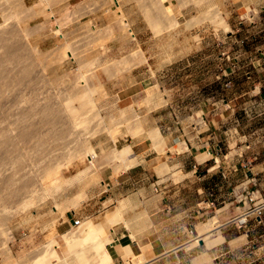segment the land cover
<instances>
[{
	"label": "rangeland",
	"instance_id": "374dc122",
	"mask_svg": "<svg viewBox=\"0 0 264 264\" xmlns=\"http://www.w3.org/2000/svg\"><path fill=\"white\" fill-rule=\"evenodd\" d=\"M51 1L48 6L43 0H0V25L10 19L5 24L17 27L16 42L30 45L33 51L26 52L24 46L16 62L6 61L3 65L8 68L4 70L6 75L14 73L10 75L14 77L12 81L16 76L20 79L18 76L25 70L32 73L24 83H13L11 88L15 90L16 101L22 102H18L21 107L30 106L27 109L31 110L32 118L23 116L22 123L26 120L28 123L22 127L33 126L32 130L30 126L25 130L37 136L27 141L21 137V144L12 145L15 140L7 136L6 130L11 128L10 121H14L11 126L17 122L13 112L16 107L10 104L13 97L9 103L13 108L8 104L2 110L3 113L10 108L15 116L10 114V109L6 113L9 111L13 119L2 117L6 113L2 114L0 107V134L4 135L0 138L9 137L5 143H8L7 149H0L5 162L0 163L3 189L0 188V196L2 201L10 196L14 200L0 203V264H32L52 239L57 241L59 247L55 248L62 259L68 258L61 235L77 230L73 228L74 219L82 220L80 226L107 219L105 216L123 200L119 198L121 189L110 191L109 187L113 188L118 176L135 167L131 179L124 180L129 181L124 185L125 192L136 194L135 205H125L122 220L105 232V241L113 243V231L120 226L130 229L136 224L144 228L146 217L141 203L150 195V184L158 180L145 164L139 166L142 160L134 155L130 142L143 140L146 133L164 158L168 152L172 155L182 151L180 144L187 142L200 149V163L213 154L217 177L223 178L221 169L227 176L230 174L231 184L222 191L220 177L216 180L218 214L214 217L219 219L220 226L264 199V182L257 181L264 175V0H165L177 25H168L165 19V24L153 25L148 17L155 18L154 0ZM118 5L130 21L133 37L119 20ZM212 15L227 25L216 24ZM40 25L42 32L36 30ZM57 25L62 29L59 34L55 33ZM84 87L94 90L93 103L73 102L72 96L85 91ZM121 96L132 98L121 102ZM68 103L81 116L77 122L81 121L83 126L74 129V135L62 149L57 136L62 126L73 122L69 111L68 116L64 115V110L68 113L64 108ZM43 109L51 111L50 118L43 116ZM158 129L164 138L162 147L157 146L150 134ZM167 138L171 139L169 145ZM125 148L133 157L124 166L117 160V151ZM90 149L97 154L93 162L87 155ZM15 160L19 168H15ZM163 166L175 181L180 180L178 174L171 173L174 169L171 163L165 162ZM50 167L54 172L57 168L56 174L60 173L62 179ZM51 174L58 179L53 182L55 186L50 180ZM25 178L31 180L29 185ZM5 182L8 186L2 187ZM19 184L23 190L17 189ZM12 189L23 191L24 195L18 197V193L14 199L8 195ZM30 199L33 202L23 208ZM57 205L61 206L60 210L54 209ZM127 209L137 210L141 216L131 223L126 218ZM260 218L252 216L245 228L231 223L203 245L194 239L187 253L180 254L179 264H264V212ZM131 238L140 242L135 233ZM195 240L198 243L194 244ZM194 247H199L195 250L199 253H192ZM131 258L129 262L134 264ZM127 262L125 258L120 264ZM68 264L76 263L71 259Z\"/></svg>",
	"mask_w": 264,
	"mask_h": 264
},
{
	"label": "crops",
	"instance_id": "0c3cea01",
	"mask_svg": "<svg viewBox=\"0 0 264 264\" xmlns=\"http://www.w3.org/2000/svg\"><path fill=\"white\" fill-rule=\"evenodd\" d=\"M121 98L120 101L122 102L123 100L132 98V96H126V99L121 96ZM158 131L163 142V134L160 129ZM144 136L143 140L139 142L131 140L130 143L134 155L142 160L139 166L145 164L150 174L158 180L150 184L148 187L150 195L145 197L141 203L144 205L143 211L146 217V225L142 228L140 225L133 224L130 229L120 226L117 230L113 231V243L107 244L105 236L102 237V241L107 248L109 245L108 250L112 256L113 263L120 264L127 258L128 263L131 264L129 260L132 261L131 257H133L135 260L134 264H179L180 254L183 256L187 253L190 243L194 241L196 235L200 240L204 236L209 235V240L211 241L213 240L211 236L218 235L220 232L222 233V231L230 226L229 224H235V219L226 220L220 226L219 219L214 217V215L218 214L215 207L216 202H218V184L216 180L220 176H216V161L213 154L207 152L209 155L211 154V158L200 163L202 160L200 159V149L195 148L190 143L184 142L180 144L183 149L182 151H177L172 155L166 151L168 155L167 158H164L163 154H160L156 150V146L148 137V133ZM167 140L169 145L171 139L167 138ZM157 146L159 147L158 143ZM202 147L204 148V144ZM165 162L172 164L174 169H172L171 173L178 174L180 180L175 181L173 177L169 176L170 173L166 172L163 166ZM135 168L130 169L129 173L125 172L118 176L116 179L117 184L113 188L109 187L110 191L121 189L119 191L121 193L119 198L123 199L118 207L115 206L117 208L114 211L105 216L108 217L107 219L113 225L122 220V211L124 213L123 209L125 205H129L130 207L135 205L134 198H136V194H132L129 191L126 193L124 190V185L129 182L124 180L126 178L131 179L132 171ZM202 169L205 171H202ZM221 172L223 173V178L220 177V185L222 186L220 190L222 191L227 184H231L229 181L231 176L230 174L227 176L228 174L224 172V169H221ZM257 181L264 182V175L257 179ZM223 203L227 205L226 202ZM127 210L128 214L126 218L131 219V223L135 222V217L141 216L136 212L137 210ZM212 216L214 218L206 223L213 226L212 230L205 234L200 233L199 235L198 226L202 221ZM123 217L125 219V216ZM201 227L202 225L199 226V231ZM142 229L144 232H141ZM190 230L194 232L193 235L190 234ZM132 233H135L140 242L134 241L131 238ZM170 238H173L172 242L169 241ZM199 247L201 248V246ZM199 247H194L192 253H199L195 252Z\"/></svg>",
	"mask_w": 264,
	"mask_h": 264
},
{
	"label": "bare ground",
	"instance_id": "6f19581e",
	"mask_svg": "<svg viewBox=\"0 0 264 264\" xmlns=\"http://www.w3.org/2000/svg\"><path fill=\"white\" fill-rule=\"evenodd\" d=\"M40 1V0H39ZM51 0H43V2L42 3H44L45 5H50V3L52 2H50ZM112 2V1H111ZM142 2V1H141ZM198 2H202V0H198ZM52 4H53V2H52ZM101 4V3H100ZM153 4L155 5V8H153L152 10L153 11H155V13H153V15H155V18H153L152 16L150 17H148V19L149 20H151L152 21V23H153V25H161L162 24V22H163V24H165L164 23V21L168 24V25H177V23L175 22V20L172 18V16H171V13H170V10H169V4L167 3V1H165V0H154V2H153ZM201 4V3H200ZM117 5V4H116ZM121 6V5H120ZM17 7V6H16ZM118 7H119V5H118ZM123 7V6H122ZM49 8V7H48ZM143 8V7H142ZM9 10V9H8ZM33 10V9H32ZM51 10V9H50ZM119 10L120 11H118V14H119V20L123 23V25H124V28H125V26H127L128 27V30L127 31H129V34L133 37L134 35H133V31H132V29L130 28V21H128L127 19H126V17L124 16V14H123V10L121 11V8L119 7ZM147 10L148 9H146L145 11L147 12ZM10 12V11H9ZM31 12V11H30ZM51 12V11H50ZM217 12V11H216ZM35 13V12H34ZM149 13H150V11H149ZM218 13V12H217ZM50 14V13H49ZM26 15H28V17H29V14H26ZM34 15V14H33ZM36 15V14H35ZM53 15V14H52ZM152 15V14H151ZM148 16V15H147ZM218 16V15H217ZM5 17V16H4ZM76 18V17H75ZM151 18V19H150ZM212 18H213V20L216 22V24H219V25H227L226 24V22H224L220 17H216V16H214V15H212ZM3 19H5V18H3ZM15 19V18H14ZM22 19V18H21ZM165 19V20H164ZM6 20H8V21H10V19H6ZM6 20L4 21L5 23H6ZM67 20V19H66ZM69 21V20H68ZM5 23H3V24H1L0 25V107H1V113H2V110H4L3 109V106L5 105H7L6 107H8V104L11 102L10 101V98L11 97H13L11 100H12V103H10V104H13L12 106L14 107H16V111H13L14 112V114L18 117H14L15 115H13V113L11 112V109H10V114L12 113V116L14 117V119L15 120H17V122L15 123V125H13L14 124V121H10V129L9 128H7L9 131H7L6 130V132H7V136H9L10 137V139L12 138L13 140H17L18 139V141L17 142H13V143H11V142H9V145H10V143L13 145V144H19L20 143V141H21V137L25 140V141H27L28 139H32V138H34L35 136H33L31 133H34L33 131H30L29 132V130L28 131H26L25 129L26 128H28L29 129V126H28V124H26V127L25 128H23L22 127V124L24 123V125H25V123H26V121H27V123H28V120H26L25 122H23L22 123V118H25L26 116L25 115H27L29 118H32V116H30L31 114V110H29V109H27V108H29V107H27V108H25L24 109V107H21V104H22V102H20V101H16V95H15V90L14 89H12L11 87H12V85H13V83H16V85L18 84L19 85V83L21 84V82L22 83H24L27 79H29V78H27V76L29 75V74H32V73H25V71H27V70H25L23 73H21L20 74V76H18L20 79H18L17 78V76H16V78H17V80L18 81H16V78H15V81H12L11 80V76L10 75H13V74H7L6 75V73H5V71L8 69V68H5L4 67V65L3 64H5L4 62H8V63H10V64H12V62H16L19 58L17 57V54L19 55V52L21 51V50H24L23 48H24V46H25V48L27 49L26 50V52L29 50V52H33L32 51V49L30 48V45L28 46V44L26 45H24V43L23 42H16V41H18V40H15V39H17L18 38V33H17V27H12L11 25L9 26V25H7V24H5ZM8 23V22H7ZM8 24H10V23H8ZM15 24V23H14ZM53 24H55V23H53ZM52 24V25H53ZM41 26V25H40ZM40 26H38L37 28H36V30L37 31H40L41 30V32H42V26L40 27ZM60 27H61V25H59ZM58 25L56 26L57 27V29L55 30V33H58L60 30H62V29H60V27H59ZM44 27V26H43ZM155 27H157V26H155ZM45 29V28H44ZM59 34V33H58ZM113 34V33H112ZM57 36V35H56ZM62 36H63V34H62ZM25 38V37H24ZM19 39V38H18ZM22 39V38H21ZM135 39V38H134ZM133 40V39H132ZM23 41V40H22ZM16 42V43H15ZM22 43H23V45H22ZM92 43V42H91ZM78 44V43H77ZM138 44V43H137ZM70 46V45H69ZM81 46V45H80ZM67 48V47H66ZM31 49V50H30ZM69 50H70V48H68ZM72 49V48H71ZM81 49V48H80ZM88 49V48H87ZM92 50V49H91ZM37 51V50H36ZM68 51V50H67ZM73 51V50H72ZM22 52V51H21ZM85 52V51H84ZM67 53V52H66ZM78 53H79V50H78ZM69 54V53H68ZM71 54V53H70ZM69 54V55H70ZM82 54V53H81ZM26 56V55H25ZM71 56V55H70ZM18 58V59H17ZM28 58V57H27ZM72 58H73V55H72ZM23 60V59H22ZM20 61V60H19ZM23 62V61H22ZM44 62V61H43ZM90 63V62H89ZM21 64V63H20ZM88 64V63H87ZM17 66V65H16ZM21 67V66H20ZM87 67V66H86ZM18 68V67H17ZM24 68V67H23ZM107 69V68H106ZM5 70V71H4ZM23 70V69H22ZM9 71V70H8ZM80 71V70H79ZM10 72V71H9ZM28 72V71H27ZM34 75V74H33ZM36 76V75H35ZM83 76V75H82ZM30 77V76H29ZM14 78V77H13ZM12 78V79H13ZM27 78V79H26ZM30 78H32V77H30ZM85 78V77H84ZM39 79V78H38ZM23 80H24V82H23ZM84 80H86V79H84ZM83 80V81H84ZM30 81V80H29ZM40 81V80H39ZM45 81V80H44ZM82 81V82H83ZM33 82V81H32ZM80 82V81H79ZM27 83V82H26ZM52 83V82H51ZM70 83V82H69ZM87 83V82H86ZM79 84V83H78ZM84 84V83H83ZM82 83H81V85H83ZM31 85V84H30ZM77 86V85H76ZM84 86V85H83ZM86 86V85H85ZM19 87V86H18ZM34 87V86H33ZM33 87H32V89H33ZM47 87V86H46ZM13 88H14V86H13ZM89 88V87H88ZM14 90V93H13V91L12 90ZM84 89H85V87H84ZM87 89V88H86ZM85 89V91H82V92H80V93H76V94H72L73 96H72V99H73V102H74V100L75 101H87L88 102V100H89V102L91 101L92 102V97L95 95V93H94V95H92L93 94V91L90 89V90H86ZM35 90V89H34ZM72 91V90H71ZM75 91V90H74ZM74 91H73V93H74ZM77 91V90H76ZM75 91V92H76ZM96 91V90H95ZM39 93V92H38ZM33 94H35V93H33ZM70 94V93H69ZM47 96V95H46ZM68 96V95H67ZM71 96V95H70ZM50 97V96H49ZM33 98V97H32ZM53 99V98H52ZM51 99V100H52ZM72 99H71V101H72ZM13 100H15V101H13ZM23 100H24V98H23ZM22 100V101H23ZM30 100V99H29ZM35 100H37V99H35ZM28 101V100H27ZM39 101V100H38ZM46 101H47V99H46ZM21 103V104H19V103ZM36 102V101H35ZM64 102V101H63ZM67 102H69V101H67ZM41 103V102H40ZM93 103V102H92ZM9 104V106H11ZM36 104V103H35ZM49 104V103H48ZM53 104V103H52ZM69 104V106L67 105L66 107H64L65 109H68L67 110V112L69 111L70 112V116H71V118H72V123L71 122H69V123H71L72 125H66L67 127H63L62 126V128H61V131H60V134L57 136V140H58V146L60 147V148H62V149H64L67 145H68V140H69V137L72 135H74V133H72V132H74V129L76 128H79V125H80V127L81 126H83L82 125V122L80 121V123H79V121L77 122V118H78V116L79 115H77V111L75 112V107H73L74 109H71L70 107V103H68ZM26 105V104H25ZM38 105V104H37ZM54 105V104H53ZM71 105H72V102H71ZM5 106H4V108H5ZM11 106V108H13ZM48 107V106H47ZM46 107V108H47ZM95 107V106H94ZM41 108H42V106H41ZM50 108V107H49ZM56 108V107H55ZM7 110H9L8 108H6ZM5 109V110H6ZM31 109V108H30ZM45 109V108H44ZM43 109V110H44ZM96 109V108H95ZM6 110V111H7ZM60 110V109H59ZM92 110V109H91ZM6 111H3V113L5 112L6 113ZM33 111V110H32ZM65 111V113H64V115L65 114H67L66 116H68L69 115V112L68 113H66V110H64ZM89 111V110H88ZM87 111V112H88ZM23 112H25L26 114H24ZM53 112V111H52ZM59 112V111H58ZM130 112V111H129ZM2 113V114H3ZM4 113V114H5ZM50 113H51V111L49 112V110L48 109H46V110H44L43 111V116H46V117H49L50 118ZM2 114H0V115H2ZM7 114V115H6ZM5 115H2V117L4 116V118H6V117H8L9 115V111L6 113ZM32 114H34V113H32ZM45 114V115H44ZM63 114V113H62ZM61 114V115H62ZM80 114V113H79ZM85 114V113H84ZM6 116V117H5ZM12 116L10 117V118H12ZM23 116H25V117H23ZM54 115H52L51 117H53ZM69 116V117H70ZM1 117V116H0ZM8 117V118H9ZM27 117V118H28ZM34 117H36V115H34ZM79 117H81V116H79ZM53 118H55V117H53ZM52 118V119H53ZM85 118V117H84ZM95 118V117H94ZM97 118V117H96ZM13 119V118H12ZM34 119V118H33ZM48 119V118H47ZM8 120H10V119H8ZM69 120V119H68ZM82 120V119H81ZM31 122H32V119L30 120ZM47 121V120H46ZM50 121V120H49ZM6 122H8V121H6ZM41 122V121H40ZM50 122H52V121H50ZM54 122V121H53ZM52 122V123H53ZM11 123H13L12 124V126H15L14 128H12V126H11ZM59 123V122H58ZM57 123V124H58ZM31 124V123H30ZM32 124H33V122H32ZM31 124V125H32ZM40 124V123H39ZM56 124V123H55ZM56 124V125H57ZM86 124V123H85ZM35 125V124H34ZM49 126H50V124H48ZM28 126V127H27ZM36 126V125H35ZM34 126V127H35ZM33 128V126H30V128ZM47 127V126H46ZM32 128H31V130H32ZM35 128H37V126L35 127ZM53 128V127H52ZM99 128V127H98ZM39 129V128H38ZM84 129H85V125H84ZM35 131H36V133H37V130L35 129ZM39 132V131H38ZM52 132H54V131H52ZM80 132V131H79ZM2 133H4V132H2ZM56 133V132H55ZM93 133V132H92ZM76 134V133H75ZM80 134V133H79ZM151 138L153 139V140H155L157 143H158V145H159V147H162L163 146V142H162V140H161V137H160V135H159V131L158 130H153L151 133ZM3 135V134H2ZM2 135L0 134V137L2 138ZM31 135L33 136V137H31ZM97 135V134H96ZM4 136V135H3ZM5 136H6V133H5ZM6 136V137H7ZM12 136H15L14 138L12 137ZM9 137H7V138H9ZM37 137V136H36ZM1 138H0V144L1 145H3V146H1L0 145V149H1V147H3V148H6L7 149V144H5L6 142H8L7 141V138H3L2 140H1ZM71 138V137H70ZM79 138V137H78ZM115 138V137H114ZM10 139H8V140H10ZM20 139V140H19ZM13 140H10V141H13ZM52 140V139H51ZM55 140V139H54ZM57 140H56V142H57ZM21 142H23V141H21ZM42 142H44V141H42ZM55 142V141H54ZM15 144V145H16ZM21 144V143H20ZM22 144H24V143H22ZM26 144V143H25ZM46 144V143H45ZM45 144H42V145H45ZM57 144V143H56ZM11 146V145H10ZM9 146V147H10ZM50 147V146H49ZM2 148V149H3ZM130 148V147H129ZM131 149V148H130ZM3 151V150H2ZM1 150H0V153L2 152ZM4 152H7V151H5L4 150ZM116 152V151H115ZM79 153V152H78ZM70 154H73V152L72 153H70ZM77 155V154H76ZM75 155V157H77ZM87 155H88V157H90V158H88L89 160H91L92 162L94 161V159L97 157V154H96V152L94 151V150H91L90 149V151H88V153H87ZM1 156L2 155H0V158H1ZM78 156H80V154H78ZM82 156V155H81ZM80 156V157H81ZM79 157V158H80ZM131 157H133L132 156V154H131V151L127 148H125V149H123V150H118L117 151V160L119 161V162H121V164L122 165H127V163L128 162H130V159H131ZM2 160L0 159V163H3L4 162V157L2 156ZM18 159V158H17ZM78 159V158H77ZM134 159V158H133ZM136 159V158H135ZM22 160V159H21ZM76 159H74V161H75ZM82 160V159H81ZM3 161V162H2ZM6 161V160H5ZM11 161V160H10ZM18 161V163L20 162L19 161V159L17 160ZM17 161L15 160V162L17 163ZM84 161L86 162V160L84 159ZM90 161V162H91ZM76 162V161H75ZM83 162V161H82ZM5 163V162H4ZM15 163V164H16ZM18 163H17V165H14L15 166V168H16V166H18ZM84 163V162H83ZM135 163H137V162H135ZM134 163V164H135ZM12 164V163H11ZM2 165H4V164H2ZM75 165V164H74ZM83 165V164H82ZM91 165H93V164H91ZM5 166V165H4ZM20 166H22L21 165V162H20ZM20 166H18L17 168H19ZM51 166V165H50ZM89 166H90V163H89ZM118 166V165H117ZM3 167V166H2ZM53 167V166H52ZM79 167H81V165L79 166ZM78 167V168H79ZM83 168H84V166H82ZM88 167V166H87ZM90 167H92V166H90ZM51 168V167H50ZM52 169V172L53 173H55L56 174V171H57V168H56V170H55V172L53 171V168H51ZM77 169V168H76ZM82 169V168H81ZM88 169V168H87ZM92 169V168H91ZM98 170V169H97ZM0 171H1V169H0ZM84 171V170H83ZM86 171V170H85ZM51 172V173H52ZM59 172V171H58ZM57 172V173H58ZM82 172V171H81ZM80 172V173H81ZM96 172V171H95ZM47 173V172H46ZM49 174V173H48ZM47 174V175H48ZM54 174V175H55ZM83 174V173H82ZM52 175V174H51ZM54 175H52L51 176V178H50V175H49V178H50V180H51V182H52V184H53V182H55V180L58 178L59 179V176L61 177V175H60V173H58V174H56V175H58L57 176V178L55 179V177H54ZM81 175V174H80ZM45 176V175H44ZM92 176V175H91ZM0 177H1V174H0ZM88 177V176H87ZM3 178V177H2ZM23 178V177H22ZM79 178V177H78ZM4 179V178H3ZM7 179V181H8V178H6ZM10 179V178H9ZM24 179V178H23ZM26 179V178H25ZM53 179V180H52ZM58 179L56 180V181H58ZM60 179H62V177L60 178ZM59 179V180H60ZM27 180V179H26ZM1 181H2V179L0 180V184H1ZM5 181V180H4ZM6 181V182H7ZM22 181V180H21ZM30 179L29 180H27L26 181V183H28V185H29V183H30ZM5 182V183H6ZM10 182H11V180H10ZM9 182V184H12V182L10 183ZM14 182V181H13ZM24 182H25V180H24ZM60 182V181H59ZM20 183H23V181L22 182H20ZM57 183V182H56ZM51 184V185H52ZM8 186V183H6V184H4L3 183V185H2V187L4 186V187H7ZM15 185V184H14ZM25 185H27V184H25ZM27 185V186H28ZM54 186H55V184H53ZM20 186H22V184H19V188H17V187H14V188H17V189H20ZM27 186H24V187H27ZM50 186V185H49ZM23 187V186H22ZM22 187H21V189H22ZM59 187V186H58ZM1 188V187H0ZM29 188V187H28ZM48 188V187H47ZM2 189V188H1ZM20 189V190H21ZM27 189V188H26ZM3 190V189H2ZM6 190V189H5ZM23 190V189H22ZM57 190V189H56ZM1 191V190H0ZM10 191H11V189H10ZM12 191L13 192H9L8 193V195L10 196V195H12V197L13 196H16L17 197V195L16 194H18L19 193V195H18V197L20 196V194H21V196L22 195H24V193H21V192H23V191H17V190H13L12 189ZM25 191V190H24ZM26 191H28V190H26ZM25 191V192H26ZM6 192V191H5ZM4 192V193H5ZM26 193H28V192H26ZM6 196H7V194H6ZM5 196V197H6ZM32 197V196H31ZM2 197L0 196V203L1 202H4V200H8L9 199V197L8 198H6V199H4L3 198V201H2V199H1ZM14 198V197H13ZM21 198V197H20ZM34 198H36V197H34ZM46 198V197H45ZM49 198V197H48ZM10 199L12 200V202L14 201L12 198H11V196H10ZM10 199H9V201H10ZM15 199V198H14ZM16 199H19V198H16ZM33 199V198H32ZM32 199H30V201H27V202H25L24 204H23V208H25V207H27V206H25V205H27V203L29 204V203H32L33 201H32ZM6 200V201H7ZM33 200H35V199H33ZM16 201V200H15ZM19 203V201H16V203ZM5 203V202H4ZM9 203V202H8ZM15 202H14V204H16ZM17 203V204H18ZM1 205V204H0ZM21 205V204H20ZM72 205H74V204H72ZM16 206H18V205H16ZM25 206V207H24ZM28 207H29V205H28ZM17 208H19L20 209V206L19 207H17ZM10 209V208H9ZM54 209H57V210H60L61 209V206H59V205H57V208H54ZM121 211V210H120ZM3 212V211H2ZM4 212H5V210H4ZM7 212V211H6ZM6 212H5V214H6ZM9 213H12V212H9ZM8 216V215H7ZM11 217V216H10ZM76 220H78V219H76ZM80 221V224H79V226L78 227H73V228H77V230L75 231H71L70 233H67V234H65V235H61V240L64 242V246H66V248H67V251H68V254H69V257L68 258H65V259H62V257H61V255H60V253L56 250L57 248H55V247H59V246H57L56 244H58L57 243V241H55V240H50L49 242H48V244L44 247V250H42L43 252L42 253H40V255H38V257L34 260L33 259V262H32V264H55L54 263V261H57V263L56 264H68L69 263V261H71V259L76 263V264H114L113 263V259H112V256H111V254H110V252H109V250H108V248H106L105 247V245H104V243H103V241H102V237L105 235V232L110 228V227H112L113 226V224L108 220V219H105V220H103V221H101V222H98V223H90L89 222V224H84V225H82V226H80L81 225V223H82V220L81 219H79ZM1 222H4V221H1ZM0 225H1V223H0ZM127 225V224H126ZM212 228H213V226L211 225V224H206V225H202V227H201V229H200V233H202V234H205V233H208L210 230H212ZM6 230V229H5ZM4 231V230H3ZM4 235V234H3ZM210 238V236L209 235H206V236H204V238H201V241H205L206 242V240L207 239H209ZM60 240V239H59ZM199 241H200V239H199ZM195 243H198V240L197 241H195ZM63 245V244H62ZM127 247V246H126ZM64 249V248H63ZM126 252V251H125ZM132 252V251H131ZM140 256V255H139ZM142 257V256H141ZM143 257H145V256H143ZM144 261V260H143ZM31 264V263H30ZM126 264H128V262L126 263Z\"/></svg>",
	"mask_w": 264,
	"mask_h": 264
},
{
	"label": "built area",
	"instance_id": "2783aa9c",
	"mask_svg": "<svg viewBox=\"0 0 264 264\" xmlns=\"http://www.w3.org/2000/svg\"><path fill=\"white\" fill-rule=\"evenodd\" d=\"M263 212H264V199H262V201L259 202V203L258 202L254 203V207H252L249 210L245 211L243 213V215H241L240 217L236 218L234 220V223L239 228H245L246 225L248 224V222L251 220L252 216H256L258 219H261L260 216L263 214ZM79 221H80L79 219L78 220L74 219V226L75 227L79 226V224H80ZM190 234L193 235L194 232L192 230H190ZM194 239H199V238L196 235V237Z\"/></svg>",
	"mask_w": 264,
	"mask_h": 264
},
{
	"label": "water",
	"instance_id": "95a60500",
	"mask_svg": "<svg viewBox=\"0 0 264 264\" xmlns=\"http://www.w3.org/2000/svg\"><path fill=\"white\" fill-rule=\"evenodd\" d=\"M203 244H204V242L200 240V245H203Z\"/></svg>",
	"mask_w": 264,
	"mask_h": 264
},
{
	"label": "clouds",
	"instance_id": "9594fccd",
	"mask_svg": "<svg viewBox=\"0 0 264 264\" xmlns=\"http://www.w3.org/2000/svg\"><path fill=\"white\" fill-rule=\"evenodd\" d=\"M200 242V241H199Z\"/></svg>",
	"mask_w": 264,
	"mask_h": 264
}]
</instances>
